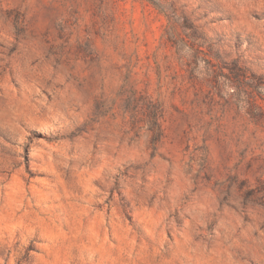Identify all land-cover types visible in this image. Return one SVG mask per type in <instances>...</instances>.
<instances>
[{
	"label": "rangeland",
	"instance_id": "obj_1",
	"mask_svg": "<svg viewBox=\"0 0 264 264\" xmlns=\"http://www.w3.org/2000/svg\"><path fill=\"white\" fill-rule=\"evenodd\" d=\"M0 264H264V0H0Z\"/></svg>",
	"mask_w": 264,
	"mask_h": 264
}]
</instances>
